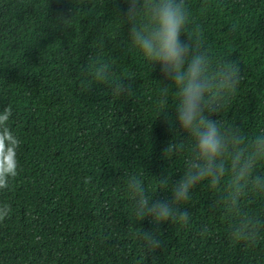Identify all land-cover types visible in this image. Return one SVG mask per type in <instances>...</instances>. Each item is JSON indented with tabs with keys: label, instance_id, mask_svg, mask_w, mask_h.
Wrapping results in <instances>:
<instances>
[{
	"label": "trees",
	"instance_id": "1",
	"mask_svg": "<svg viewBox=\"0 0 264 264\" xmlns=\"http://www.w3.org/2000/svg\"><path fill=\"white\" fill-rule=\"evenodd\" d=\"M186 3L181 39H199L211 71L231 62L241 77L214 118L251 141L264 133V0ZM127 6L0 0V111L12 107L8 127L21 141L18 175L0 190V204L11 206L0 221V264H264V194L249 189L233 207L230 178L214 192L194 190L184 206L189 223L161 225L162 247L144 248L140 233L153 225L134 218L126 177L138 174L154 200L170 197L159 179L178 181L187 153L166 157L164 149L187 134L174 92L163 95L169 82L159 64L130 44ZM61 17L72 18L69 26ZM96 60L109 64L111 79L131 84V94L89 87L84 68ZM254 174L264 176V163ZM246 218L260 234L255 244L230 237Z\"/></svg>",
	"mask_w": 264,
	"mask_h": 264
},
{
	"label": "clouds",
	"instance_id": "2",
	"mask_svg": "<svg viewBox=\"0 0 264 264\" xmlns=\"http://www.w3.org/2000/svg\"><path fill=\"white\" fill-rule=\"evenodd\" d=\"M127 5L125 20L130 25V44L145 62L151 66L159 64L169 82L163 95L166 97L170 89L174 92L176 118L187 134V142H170L164 149L166 157L187 153L178 181L169 187L168 178L159 179V190L170 192V197L154 200L138 174H129L125 180L126 190L134 200V218L140 222L150 218L153 225L140 233L144 248L152 251L162 247L161 225L189 223L190 211L184 206L198 187L214 192L230 178L228 188L233 207L238 206L249 189L264 194V176L254 174L257 165L264 163V133L249 141L214 118L236 94L241 77L238 67L231 62L221 63L218 70L211 71V58L199 39L192 36L181 39L190 21L186 0H127ZM60 19L69 26L67 21L72 18ZM111 71L109 64L100 60L87 65L84 73L89 87L102 83L111 86L114 96L131 94V84L111 79ZM159 103L161 114L167 102ZM11 116V106L0 111V190L7 189L10 180L18 175L17 150L21 141L8 127ZM10 213L9 204H0V221ZM259 235L255 222L246 218L230 237L234 242L255 244Z\"/></svg>",
	"mask_w": 264,
	"mask_h": 264
}]
</instances>
